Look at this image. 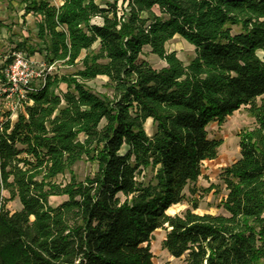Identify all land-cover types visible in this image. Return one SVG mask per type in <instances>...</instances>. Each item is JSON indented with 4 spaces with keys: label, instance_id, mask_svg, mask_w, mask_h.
<instances>
[{
    "label": "trees",
    "instance_id": "16d2710c",
    "mask_svg": "<svg viewBox=\"0 0 264 264\" xmlns=\"http://www.w3.org/2000/svg\"><path fill=\"white\" fill-rule=\"evenodd\" d=\"M3 1L33 18L12 53L66 72L33 85L14 122L0 116V264H154L159 229L186 264H264V0H122L121 14L120 0ZM174 37L194 47L188 63L166 51ZM97 77L104 94L87 86ZM241 107L255 123L220 175L226 215L169 216L217 157L207 127ZM82 160L91 177L57 183Z\"/></svg>",
    "mask_w": 264,
    "mask_h": 264
},
{
    "label": "rangeland",
    "instance_id": "374dc122",
    "mask_svg": "<svg viewBox=\"0 0 264 264\" xmlns=\"http://www.w3.org/2000/svg\"><path fill=\"white\" fill-rule=\"evenodd\" d=\"M55 5L58 0H48ZM101 7H105L106 3H112L113 0H95ZM11 6V7H10ZM117 7L119 14L124 11L125 4L122 0L118 1ZM23 11L17 3L8 6L7 1L0 0V64L9 59L12 54L14 35H22L27 37V29L33 26V18L28 15L25 19H21ZM26 21L24 25L22 22ZM100 24L101 20L95 19L93 21ZM165 49L167 52H175L176 56L184 63H188L195 55L194 47L186 43L179 37H174L170 40ZM148 48H144L143 58L146 59L153 68L160 69L164 63L157 57L149 53ZM37 63L42 60L38 55L31 58ZM52 74L60 72L65 73L63 69H58L57 66L52 67ZM107 79L105 77H97L95 80L87 83V86L95 93L104 94L107 92L105 84ZM37 84V82H35ZM61 90L65 91V86H61ZM12 102L5 101L0 98V116L8 115L11 122L16 119L18 110L14 109ZM254 119L247 113V107H241L238 111L226 118L224 123H211L207 127L208 136L211 139L221 140V146L218 149L217 157L212 161H207L202 164L201 175L198 180L191 185H188L184 190L185 199L181 204L172 206L166 213L169 216L182 215L185 211L191 210L198 215H226L222 207L227 191L221 182L220 175L222 171L237 161L240 157L239 152V137L238 134L242 130L252 129L254 127ZM145 131L151 135L154 131L151 120L145 123ZM97 170V166L87 160H82L76 163L70 173L57 178L58 184H67L74 178L76 181H84L87 177H91ZM150 176V173H147ZM193 190L194 193H191ZM5 199L9 195L4 192ZM66 197H51L49 198V205L56 207L62 202L66 201ZM196 204V208H194ZM6 208L13 213L20 209V204L17 199L6 202ZM165 238V231L162 229L156 230L149 243L150 252L153 255L154 264H186L185 257L179 259L172 258L162 247V242Z\"/></svg>",
    "mask_w": 264,
    "mask_h": 264
},
{
    "label": "built area",
    "instance_id": "2783aa9c",
    "mask_svg": "<svg viewBox=\"0 0 264 264\" xmlns=\"http://www.w3.org/2000/svg\"><path fill=\"white\" fill-rule=\"evenodd\" d=\"M12 61L0 70V98L12 102L19 109L33 92L35 82L40 84L52 69L44 62L37 63L22 53H12Z\"/></svg>",
    "mask_w": 264,
    "mask_h": 264
},
{
    "label": "crops",
    "instance_id": "0c3cea01",
    "mask_svg": "<svg viewBox=\"0 0 264 264\" xmlns=\"http://www.w3.org/2000/svg\"><path fill=\"white\" fill-rule=\"evenodd\" d=\"M56 6H58V5H60V1L58 0V3L57 4H55ZM35 85H37V84H35Z\"/></svg>",
    "mask_w": 264,
    "mask_h": 264
}]
</instances>
